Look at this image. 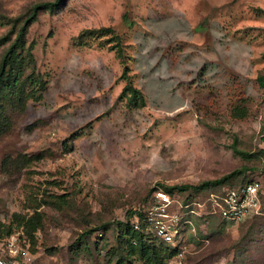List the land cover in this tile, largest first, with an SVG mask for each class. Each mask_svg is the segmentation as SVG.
<instances>
[{
    "label": "rangeland",
    "instance_id": "374dc122",
    "mask_svg": "<svg viewBox=\"0 0 264 264\" xmlns=\"http://www.w3.org/2000/svg\"><path fill=\"white\" fill-rule=\"evenodd\" d=\"M38 1L0 0V35ZM26 38L46 86L6 106L0 133V237L18 233L24 264H118L107 253L116 220L179 184L189 185L172 189L188 219L179 264H264V213L226 221L212 199L247 179L264 190V0H64L39 10ZM124 61L141 105L121 95Z\"/></svg>",
    "mask_w": 264,
    "mask_h": 264
},
{
    "label": "trees",
    "instance_id": "16d2710c",
    "mask_svg": "<svg viewBox=\"0 0 264 264\" xmlns=\"http://www.w3.org/2000/svg\"><path fill=\"white\" fill-rule=\"evenodd\" d=\"M63 1L64 0L38 1L30 7L28 13L23 17H6L5 21H3L4 24L8 25V29L4 34L0 35V45L6 44L0 58V133H2L9 124V116L5 113L6 106H10L12 109L16 107L22 108L28 98L39 99L42 91L45 89L46 80L36 71L35 57L32 53V43H27V30L29 25L36 19L39 10L45 8L54 9ZM92 30L97 34H105V32L101 30L109 29L101 28V30ZM110 37V39L115 40V44L117 45L116 49L118 53L122 55L118 37L115 34H111ZM121 76L125 79L121 95L126 98L127 103L129 105L143 104L144 95L141 90L132 83L129 75V67L125 61ZM256 80L258 85L264 89V73H259ZM232 114L237 117H243L246 115V110L242 107H234L232 109ZM262 151L264 152V147ZM237 172L238 170H234L217 179L204 181L200 185H194L193 188L196 189L205 185L226 182L236 175ZM252 180H254V178L247 179L234 185L240 186ZM188 186L189 185L186 184L165 185L163 188L172 195V189L183 191ZM188 201V196H186L184 198V203H188ZM263 213L264 194L261 197V212L246 217L241 221L254 218L251 223L252 225L257 221L255 218ZM145 216L146 213L144 208L138 210L129 208L125 212L124 220H116V244L107 249V253L108 255L116 256V262L118 264H160L167 257L178 251L179 246L177 244L165 243L153 235L147 225ZM222 219L226 220L224 218ZM23 221L25 231L31 234L40 225L41 214L35 211L29 217L23 218ZM3 230L5 233H9L12 229L8 226L6 229L3 228ZM89 232L90 230L88 229L76 237V248L84 244V238Z\"/></svg>",
    "mask_w": 264,
    "mask_h": 264
},
{
    "label": "built area",
    "instance_id": "2783aa9c",
    "mask_svg": "<svg viewBox=\"0 0 264 264\" xmlns=\"http://www.w3.org/2000/svg\"><path fill=\"white\" fill-rule=\"evenodd\" d=\"M264 194L262 182L254 179L243 185H234L215 194L213 211L228 221H241L246 217L261 212V197ZM187 205V203H184ZM183 204L177 202L164 188L157 186L151 193V199L144 207L146 221L153 235L165 243L177 244L176 253L167 257L160 264H179L182 256V230L188 219L183 218ZM21 239L16 232L0 237V264H24Z\"/></svg>",
    "mask_w": 264,
    "mask_h": 264
}]
</instances>
